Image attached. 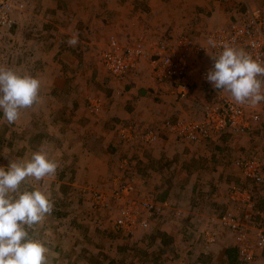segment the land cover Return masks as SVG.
<instances>
[{
	"label": "rangeland",
	"instance_id": "374dc122",
	"mask_svg": "<svg viewBox=\"0 0 264 264\" xmlns=\"http://www.w3.org/2000/svg\"><path fill=\"white\" fill-rule=\"evenodd\" d=\"M1 7L0 65L32 74L41 87L15 124L0 113V165L8 164L3 154L23 157L41 145L56 160V174L41 182L53 212L37 226L53 264H264L261 249L242 257L245 243L229 224L243 220L248 243L264 231V101L246 104L249 120L259 117L245 129L215 127L195 138L178 129L202 123L208 104L234 101L205 79L210 54L221 50L208 40L218 31V44L253 55L264 0H0ZM75 34L79 42L69 46ZM185 37L183 73L161 75ZM115 48L132 59L120 75L104 56ZM255 159L261 180L246 175Z\"/></svg>",
	"mask_w": 264,
	"mask_h": 264
},
{
	"label": "clouds",
	"instance_id": "9594fccd",
	"mask_svg": "<svg viewBox=\"0 0 264 264\" xmlns=\"http://www.w3.org/2000/svg\"><path fill=\"white\" fill-rule=\"evenodd\" d=\"M78 34L67 43L75 47ZM208 44L221 50L205 79L217 90L230 93L237 105L255 106L264 101V63L242 48L209 38ZM40 80L28 72L0 65V113L15 124L21 110L32 108L40 99ZM8 158L0 165V264H53L50 249L39 238L37 226L53 212L51 193L41 182L54 176L58 164L43 145L23 157Z\"/></svg>",
	"mask_w": 264,
	"mask_h": 264
},
{
	"label": "built area",
	"instance_id": "2783aa9c",
	"mask_svg": "<svg viewBox=\"0 0 264 264\" xmlns=\"http://www.w3.org/2000/svg\"><path fill=\"white\" fill-rule=\"evenodd\" d=\"M255 11H257L258 14H260L259 9H256ZM255 11H254V14H255ZM5 14H6V10L3 9V7H1L0 8V19L1 17H4ZM244 29L248 31L249 27L248 28L244 27ZM261 31L263 32L261 33L263 36L259 34L257 36L251 37V45L255 49V53L253 54V57L258 59L260 62H263L264 56L262 55L261 49H264V30H261ZM217 32L215 33L213 38L218 44L217 36L219 34L216 36ZM187 44H188V40L186 37L179 41V47H177V49L172 51V54H170L167 60L168 63L158 69V72L161 75L169 74L170 76H177L178 73L179 74L183 73L182 71L184 70V67H182L183 56H181L182 54L180 53V50L184 48V46ZM260 44H261V47L259 49ZM129 52H131L130 49H127L126 53H129ZM104 56H105V61L108 65L109 70L117 75L122 74V72L129 66V64L132 61L131 56L121 55L120 51L117 48H115L113 51L106 52ZM182 84H180L181 87L179 86L180 91L182 92L183 90L184 93L189 92L190 91L189 86L186 84H183V85ZM246 110H247L246 104L237 105L234 101H230L228 106L227 107L223 106L222 109H220L218 106H213V104H208L206 106V112H205L206 117L203 119L204 121L202 123L194 124L195 128L193 125L188 124L187 127L184 125H181L179 126L178 129L180 130V133H183V135L190 136L192 138L198 137V133L205 134L206 132L211 131L212 129H215V127L228 126V127H234L236 129H245L247 126H249V123H251L253 120L259 117L258 113L254 112L253 119L250 121ZM257 164H258L257 159L247 161L246 175L254 180H261L262 174L258 173ZM238 190H240V193L243 195V198L245 200H248L246 189L243 188L242 190L238 188ZM119 222L122 224L125 223L124 219H119ZM229 224L233 229L238 231L239 240L245 243V245L241 249V253L245 255V256H242L243 258L250 259L254 255L255 249L264 250V231H260L258 233L256 240L253 243H248L245 241V232L242 230L244 221L241 219L235 220L233 218H229Z\"/></svg>",
	"mask_w": 264,
	"mask_h": 264
},
{
	"label": "trees",
	"instance_id": "16d2710c",
	"mask_svg": "<svg viewBox=\"0 0 264 264\" xmlns=\"http://www.w3.org/2000/svg\"><path fill=\"white\" fill-rule=\"evenodd\" d=\"M161 199H163V197H160Z\"/></svg>",
	"mask_w": 264,
	"mask_h": 264
}]
</instances>
